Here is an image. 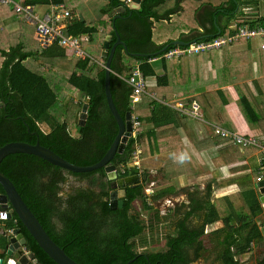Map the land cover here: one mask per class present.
<instances>
[{"label": "crops", "instance_id": "0c3cea01", "mask_svg": "<svg viewBox=\"0 0 264 264\" xmlns=\"http://www.w3.org/2000/svg\"><path fill=\"white\" fill-rule=\"evenodd\" d=\"M14 1L23 5L25 0ZM140 1L138 9H132L127 0H119L120 4L116 1V7L113 0H62L61 3L72 13L67 25L80 19L91 28L90 34L80 35L89 38L81 46L83 51V46H86L87 53L84 51L83 57L59 45L42 44L38 40L34 20L25 14L11 18L10 8L0 11V24L9 34L22 32L25 26L33 27L41 50L52 49L48 53L50 57H43L44 61L36 70L46 75L51 86L56 87L62 86V80L69 86L68 78L76 69L77 62L86 58L98 64L97 72L105 69V44L109 42L110 50L117 41L118 31L128 50L122 45L117 47L111 65L112 75L124 80L136 68L142 72V69L149 70L147 93L134 106L131 104V113L142 123L140 164L147 172L141 171V176L147 175L146 180H153V194L149 198L161 192L166 194L159 200L183 197V212L178 206L171 210L172 214L181 217L175 226H181L183 221L184 226H205V229L207 226H221L218 228L221 229L225 226L222 220L207 224L209 206L215 205L220 216L226 217L234 212L246 213L243 194L250 185L259 191L260 198L262 196L258 175L255 174L259 169L255 164L259 166L260 152L254 151L253 147L242 152L230 141L224 143L216 138V128L264 140V50L254 43L257 40H252L200 55L166 59L162 54L167 47H186L231 35L240 23L258 27L250 24L262 20L260 26H264V0H235L234 5H229L228 0ZM44 2L47 9L41 14L37 13L36 6L26 7L44 17L50 12L51 0ZM235 5L236 10L230 12L229 9ZM220 6L226 10L221 12ZM7 10L9 12L4 17ZM260 41L262 46L264 41ZM25 50L35 51L26 43ZM66 63L73 64L70 71ZM47 65L50 69L61 67L67 80L57 75L55 69L48 72ZM236 86L240 89L236 90ZM246 88L252 91L251 95L245 94L247 91L240 94ZM74 96L77 95L69 96L74 104L84 101L80 96L78 100L73 99ZM179 101L189 109L193 102L198 103L202 117L195 119L189 114L178 113L174 107ZM247 105L255 110L257 118L249 120L246 117ZM76 123L80 126V120ZM236 198L242 202L240 210L235 207ZM201 217L204 223L197 225L195 220ZM258 224L264 225V213Z\"/></svg>", "mask_w": 264, "mask_h": 264}, {"label": "trees", "instance_id": "16d2710c", "mask_svg": "<svg viewBox=\"0 0 264 264\" xmlns=\"http://www.w3.org/2000/svg\"><path fill=\"white\" fill-rule=\"evenodd\" d=\"M116 1L120 4L119 0H113L114 7L118 5ZM61 2L62 0L55 1L58 4ZM44 3V0H25L23 5L37 6ZM227 3L234 5L235 0H228ZM9 8L10 13L18 15L12 6ZM236 8L235 5L229 10L233 13ZM219 9L221 12L226 10L224 6H220ZM261 22L262 20H258V23L250 25L260 26ZM66 32L78 37L90 34L91 28L77 19L67 25ZM0 33L2 35L0 59L3 60L0 67V102L5 105L0 108V147L10 142H25L32 145L39 142L72 164L78 166L97 164L110 149L118 133L117 123L106 101L105 69L97 72L98 64L89 58L77 62L68 83L71 92L84 101L75 106L77 108L75 111L72 108L74 103L69 100L70 97L65 91L59 95L56 91L58 87L51 86L46 75L35 72L37 66L41 65L40 58L50 57L48 53L52 49L26 51L25 41L15 46L8 37L10 34L6 33L3 27H0ZM9 43L10 46L5 47ZM29 60H32V63ZM46 67L49 68L48 72L55 69L56 74L62 76V79L66 77L65 70L61 67L54 66L52 69L48 65ZM142 70L146 78L149 70ZM131 75L132 71L124 80L112 75V94L124 118L128 112H132L133 90L127 83ZM58 96L64 98L63 105L57 104ZM84 104L89 105L88 116L84 126H79L75 116ZM247 106L249 111L246 117L249 120L252 117L257 118L255 110L250 105ZM9 114L12 117H9ZM72 121L74 126H71ZM69 126L72 127L74 134L70 132ZM216 138L224 143L229 142L219 135ZM133 145L134 140L130 139L124 154H118L113 164L120 167L131 161ZM253 150L258 151L256 147H253ZM255 166L259 168L257 164ZM1 171L13 182L51 239L78 264H128L134 259L132 264H193L194 257L201 258H198L197 254H194V257L189 254L187 257L185 251L190 249L205 251L206 241L214 243L212 252H215L217 264H242V261L252 254L253 247L264 242V232L258 224L264 208L260 202L259 191H255L251 185L243 194L246 213L234 212L221 217L215 205L209 206L207 224L222 220L225 225L210 234L212 235L210 239H205V226L191 229L184 226L182 221L181 226H176V232L166 237L162 251L140 254L135 251L134 240L143 236L146 224L140 217L130 212L137 201L142 202L144 210H153L152 202L148 201L145 194L148 180L138 186L123 188L126 192L123 198L124 208L112 210L110 195L114 189L104 169L73 174L38 157L15 154L4 159ZM137 174L141 173L134 168L127 170L123 175L119 174V177ZM69 176L87 181L88 188L76 189L73 192L74 196L71 195L72 197L65 201L63 193L61 196L58 194L68 184ZM2 191L0 186V192ZM165 194L166 192H161L149 200L157 201ZM17 220V216L14 215L12 220L6 221L7 230H13L16 226L23 227ZM24 234L26 246L29 252L34 254L37 264H56L38 246L28 231L24 230ZM9 243L10 235L0 234V259H5ZM143 244H148V240L144 239ZM256 264H264V253L256 260Z\"/></svg>", "mask_w": 264, "mask_h": 264}, {"label": "water", "instance_id": "95a60500", "mask_svg": "<svg viewBox=\"0 0 264 264\" xmlns=\"http://www.w3.org/2000/svg\"><path fill=\"white\" fill-rule=\"evenodd\" d=\"M140 0H132L131 8L138 9L140 5ZM114 13V12H113ZM115 14V13H114ZM117 41L113 47L109 50V42L105 44L106 52L103 53L104 57L107 59L105 66V81L104 88L106 94V101L109 110L115 119L118 126L117 136L111 145L110 149L107 151L105 156L97 163L92 166H78L65 160L58 154H56L51 149L42 146L39 142L35 145L25 143V142H10L6 145L0 147V186L2 188V193L0 192V219H11L13 215H16L18 221L28 230L34 240L37 242L39 247L56 263V264H78L72 258H70L65 251L59 247L47 234L43 226L41 225L38 218L34 215L32 210L27 206L25 201L22 199L18 190L16 189L13 182L1 171V164L5 158L10 155L15 154H26L38 157L43 161L50 163L56 167H59L65 171L73 174H84L91 173L100 169H104L107 173L108 179L112 182V187L115 188H125L127 186H136L147 179V175L141 176L140 174L128 176L125 178H119L117 173V166L113 164L116 156L122 155L126 149V146L131 137L132 124L131 117L132 113L128 112L125 118L121 115L118 108L116 107L114 97L112 94V61L115 56L116 49L119 45H122L126 50H128L127 45L122 41L121 35L116 31ZM110 36L107 38V40ZM178 44V43H176ZM173 44V46H177ZM184 45V44H183ZM167 47L166 50H168ZM5 107L4 103L0 102V108ZM88 104H84L81 111L77 112L76 121L80 120V126H84L87 116H88ZM258 188L262 194L260 201L264 205V180L258 183ZM117 201L114 199L111 201V209L115 210V204ZM123 201L120 202L122 207ZM14 234H17L16 238L10 240L11 246L8 252V256L12 255L14 250L21 244L25 245L26 241L21 240L20 244H17L19 239H22V235H19V230H15ZM22 252L19 250L18 254L15 255V259H18L21 264H27V257L22 256ZM32 257V256H31ZM135 260V259H134ZM134 260L128 262L132 264ZM3 261L0 262L2 264Z\"/></svg>", "mask_w": 264, "mask_h": 264}, {"label": "built area", "instance_id": "2783aa9c", "mask_svg": "<svg viewBox=\"0 0 264 264\" xmlns=\"http://www.w3.org/2000/svg\"><path fill=\"white\" fill-rule=\"evenodd\" d=\"M131 3L132 0H127V4L130 5ZM0 6H12L14 12L18 15L25 14L31 17L35 23L38 40L42 44L49 45L57 43L59 46L75 52L78 56H84V51L81 46L87 42L89 38L87 36H72L66 32V21L71 19L72 13L63 3L58 4L55 3V0H51L50 12L44 17L36 15L32 8L18 4L14 0H0ZM258 39L264 41V26L250 27L246 24L240 23L236 26V29L233 30L231 35L218 36L212 40H205L186 47H174L164 52L162 58L173 59L184 56L200 55L229 48L243 41ZM261 47L264 50V44H262ZM127 83L133 90L131 104L134 106L139 101L140 97L147 93V81L143 72L139 68H136ZM174 108L178 113L185 115L189 114L195 119H200L202 117L200 106L196 102H193L189 109L183 101H179ZM131 124L132 131L129 140H134L132 159L117 168V172L120 175H123L127 170H133L134 168L141 173V148L139 138L142 133V123L138 117L132 114ZM216 134L228 139L234 146L242 149L256 147L261 154L259 169L257 172V181L261 182L264 180V140L255 136L228 132L221 128H216Z\"/></svg>", "mask_w": 264, "mask_h": 264}, {"label": "rangeland", "instance_id": "374dc122", "mask_svg": "<svg viewBox=\"0 0 264 264\" xmlns=\"http://www.w3.org/2000/svg\"><path fill=\"white\" fill-rule=\"evenodd\" d=\"M82 1H85V0H82ZM66 2H67V0H66ZM45 6L46 5H37L36 6L37 7V13L41 14L43 11H45L47 9V7H45ZM5 8H9V7L8 6H0V11L1 12L5 11ZM8 12H9V10H7L6 13H3L4 17H6V14ZM10 15H11V18L15 17L12 13H10ZM21 16H23V15H21ZM79 16H80V14H78V17ZM0 20H2V18H0ZM14 20L15 19H13V21ZM16 22H18V21H16ZM0 27H1V24H0ZM7 29H8V27H7ZM23 33L25 34L24 39H23ZM10 36H12V37H10ZM10 36H8V37L11 39V43L14 44L15 46L17 44H20L23 41H25V43L27 45H29V47H31V49H34L35 51L41 50V48L39 47L40 43L36 39L34 29L31 25L25 26L24 31L19 32V33H12V34H10ZM0 39H2L1 33H0ZM11 43L6 44L5 47L10 46ZM254 43L260 45V47H261V41L260 40H257ZM0 47H2L1 43H0ZM83 47H84V51H85L86 46H83ZM85 53H87V52L85 51ZM40 59L42 62L44 61V58L41 57ZM29 62L32 63V60H29ZM27 65H29V64H27ZM65 66H66V68H68V71H70L72 69L73 64L68 63ZM47 69L48 68L46 67V70ZM35 72H36V70H35ZM57 83H59V82L57 81ZM60 83L62 86H59L56 90L59 93V95L61 94L62 91H65V93H67L72 98L73 93L71 92L68 84L65 85L64 80H62ZM65 87H67V89ZM239 89H240V87L236 86V90H239ZM246 91H247V93H245ZM251 92L252 91L250 89L246 88L244 91H241L240 94L245 93L247 95H251ZM58 97H59V100H58L57 104L63 105L64 104L63 103L64 98L62 96H58ZM73 99L78 100V96H74ZM249 99H252V97H249ZM73 103H74V101H73ZM65 104L66 105L68 104V100H66ZM76 105L77 104H74V107H72L75 111L77 110V108H75ZM79 111H81V110H79ZM71 126H74V121L71 122ZM70 132L74 134L72 127H70ZM234 147L237 148V146H234ZM250 150L251 149H242L241 151L247 152ZM141 171H143L142 173L145 172V174L147 172L145 169L143 170V168L141 169ZM152 181H153L152 179L148 180V183L145 185V194L148 197V201L152 202L153 210H151V211L144 210L143 204L140 201H137L134 204V207L132 209V213L134 215L140 217L141 221H143L146 224V231L144 232L143 236L134 240L135 251L137 253H140V254L147 253V252H154L155 253V252L162 251L165 247V244H166V240H165L166 237H168L169 235H173L176 232L177 228L175 226V222H177L179 219H181L180 216H175L174 214H172L171 210H173L177 206L180 208V211L183 212V210H184L181 207L182 206L181 204L184 202L183 197L179 198V196L178 197L174 196V198L168 199V200H166V199H162V200H158V201H153L152 199L149 200V197L153 194V190L151 188V187H153ZM157 185L159 186V188H161V182L160 181H158ZM79 188H88V182L85 180H81L79 178H74L72 176H69L68 184L63 187L62 192L65 195L66 193H71V192L73 193L76 189H79ZM156 190L158 191V189H156ZM241 203L242 202H240V200L238 198H236L235 207L237 210L241 209ZM154 210H157V211L155 212ZM166 212H168V213H166ZM170 216H172V218H170ZM168 218H170V219H168ZM195 223H197V225L204 223V218L201 217V218L196 219ZM193 227H195V226H190V228H193ZM196 227H200V226H196ZM219 227H221V226H207V229H205V232L209 233V235L208 234L205 235V239H210L211 238L210 236H212L210 234H213V232L215 230H217ZM260 228L264 232V225H260ZM144 239L148 240V244H143ZM204 247H205V252H210V253H206L203 256V258H201V259H196L194 257V253H191V255L194 257L193 261H192L193 264H217L215 261L214 253L212 252L213 247H214V243L211 244V242L206 241ZM263 253H264V242L260 246H257V245L254 246L252 254H250L246 259H244L242 261V264H256V260L259 259L263 255Z\"/></svg>", "mask_w": 264, "mask_h": 264}, {"label": "flooded vegetation", "instance_id": "af4514ba", "mask_svg": "<svg viewBox=\"0 0 264 264\" xmlns=\"http://www.w3.org/2000/svg\"><path fill=\"white\" fill-rule=\"evenodd\" d=\"M9 117H12V116H10V114L8 115ZM14 120V119H13ZM35 134V133H34ZM34 136V135H33ZM124 154V153H123ZM118 168V167H117ZM118 173V172H117ZM119 175V174H118ZM129 176H132V175H129ZM128 177V176H127ZM120 178V177H119ZM125 178V177H124ZM142 184V182L140 183V184H138V185H141ZM138 185H136V186H138ZM114 189V188H113ZM2 193V192H1ZM62 193L63 192H60L59 194H58V196H61L62 195ZM113 194H112V196L110 195V200L112 201L113 199H115L116 201H117V203L115 204V207H116V209L117 208H119L120 210H122L123 208H124V204H123V206L121 207L120 206V202L121 201H123V198H125V190L124 189H121V188H115L114 190H113V192H112ZM71 195H73L74 196V193H66L65 195L63 194V196H64V200L65 201H67V200H69V198H70V196ZM72 197V196H71ZM124 202V201H123ZM131 213V212H130ZM132 214V213H131ZM133 215V214H132ZM13 217H14V215L12 216V218L11 219H0V234H9L10 235V240L11 239H13V238H16L17 237V234H14V231L15 230H19V235H22V239L21 240H26V238H25V234H24V230H26L27 231V229L23 226H16L13 230H7V222L6 221H10V220H12L13 219ZM17 222H19L18 220H17ZM22 224V223H21ZM201 227V226H200ZM200 227H193V228H200ZM25 228V229H24ZM189 228H190V226H189ZM193 228H191V229H193ZM205 234L207 235V234H209V233H207V232H205ZM21 240H18V242L17 243H19L20 244V241ZM26 244H27V240H26ZM26 244L25 245H19V247H17L15 250H14V252H13V254L12 255H10V256H8V252H9V250H10V246H11V242L9 243V246H8V250L6 251V256H5V259H0V260H2L3 261V264H21L20 262H19V260L18 259H15V255H17L18 254V251L20 250L21 252H22V256H25V257H27V258H29V254H32L31 252H29V250H28V248H27V246H26ZM191 253H194V254H197V256H198V258H203V256L206 254V253H210V252H205V251H203V250H195V249H190L189 251H185V254H186V256L187 257H189V254L191 255ZM213 253H215V252H213ZM34 255V254H33ZM22 256H20V258L22 257ZM35 260V259H34ZM34 260H29V262H27V264H35L34 263ZM37 261V260H36Z\"/></svg>", "mask_w": 264, "mask_h": 264}, {"label": "bare ground", "instance_id": "6f19581e", "mask_svg": "<svg viewBox=\"0 0 264 264\" xmlns=\"http://www.w3.org/2000/svg\"><path fill=\"white\" fill-rule=\"evenodd\" d=\"M28 231V230H27ZM48 234V233H47ZM31 235V234H30ZM23 238V237H22ZM34 239V238H33ZM19 240H21V239H19ZM53 240V239H52ZM26 241V240H25ZM18 242V241H17ZM37 243V242H36ZM17 244H19V243H17ZM39 246V245H38ZM19 247V246H18ZM32 256V257H31ZM28 257V256H27ZM34 260V255L33 254H29V258H27V262H29V260ZM2 260H0V262H1ZM34 263L35 264H37V261L36 260H34ZM2 264H3V262H2Z\"/></svg>", "mask_w": 264, "mask_h": 264}]
</instances>
